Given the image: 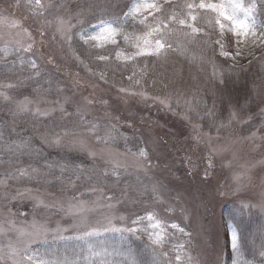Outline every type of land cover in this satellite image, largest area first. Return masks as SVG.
Wrapping results in <instances>:
<instances>
[{
  "label": "rangeland",
  "instance_id": "374dc122",
  "mask_svg": "<svg viewBox=\"0 0 264 264\" xmlns=\"http://www.w3.org/2000/svg\"><path fill=\"white\" fill-rule=\"evenodd\" d=\"M261 1L243 0L245 5L255 6L252 14L257 24H264V0L263 8L259 5ZM137 2L139 0L132 2L131 6ZM157 3L162 6L165 16L177 13L183 17L191 12L197 19H189L188 23L198 31L193 33L189 27L176 25L172 37L174 51L166 48L161 56L131 58L136 43L143 46L146 34L142 26L135 25V21L142 18L137 15L135 21L128 20L123 26L129 35V43L117 37L118 47L95 48L92 45L96 42L91 41L86 45L92 53L105 51L110 56L109 60L100 61L91 53L89 66L82 60L76 61L78 53L71 44L72 29L65 27L66 32L59 33L55 28L59 21L54 18L44 33L42 8L35 0H0V54L19 50L35 57L44 76L37 77L31 93L33 97L57 102L56 105L49 102L42 106L39 101L26 104L6 96L4 101L16 109L14 112L31 115L33 123H28L27 128L22 125L14 127L9 124L13 120L0 119V176H6L2 170L4 166L21 165V171L26 173L28 164L34 163L41 165L34 173H41L42 167L46 166L56 175L58 183L54 188L41 185L56 192L49 195L53 202L48 207L45 203L48 195L35 191V188L16 189L7 184L2 186L3 181L0 182L1 193L5 196L0 211V225L5 229L0 234V248L4 249L0 264H12L9 244L15 243V237L8 231L10 222L28 231L45 229L46 233L40 235L31 247L36 253L55 254L47 256L48 259L67 258L78 264H102V257L89 254V247H92L97 253L104 252L108 264H132V260L136 264H148L154 258L148 233L155 231L163 235L148 221L149 215L157 223L166 225L165 232L170 237L163 260L191 264L188 260L191 257L201 264H264V206L259 199L264 188V143H256L253 138L240 143L226 138L211 140L193 130L179 143H166L162 139L166 131L158 122L154 125L128 123L129 118L120 115L121 109L125 117H132L135 112L145 114L143 108L149 104L143 98L148 97L151 102L150 97L162 94L163 69L180 57L189 54L195 59L193 62L203 60L209 50L212 60L202 61L201 66L209 65L219 74L222 68L254 65L264 57V44L254 43L251 33L248 37H236L233 31L227 30V22H224L223 36H220L215 13L184 7L199 4L200 0H157ZM35 28L41 30L37 35ZM148 39L152 41V37ZM218 39L220 44L216 43ZM221 50L230 55H221ZM116 51L121 52L120 59L116 58ZM28 68L33 66L25 61L19 63L16 70ZM14 76L10 72L0 79L2 82L13 81ZM211 78L215 77L193 76L191 80L200 87ZM18 85L21 88V84ZM115 87H121L124 92H115ZM196 92L194 88L183 93L197 99ZM96 100L104 106L97 108ZM119 101L120 109L115 104ZM109 104L113 107L109 108ZM18 105H24L25 110L18 111ZM160 110H150L155 111L152 113L155 119L161 120ZM50 117L51 122L45 124ZM213 126L221 127L222 122ZM73 127L82 134H64L66 129ZM140 151H147V155L140 156ZM52 152L61 153V157L49 154ZM54 174L51 175L53 178ZM237 176L239 181L235 179ZM196 177L193 183L192 178ZM112 185L119 194L103 196L102 191L107 186L111 189ZM64 191L67 196L73 195L65 204L61 202L64 198H54ZM80 191L83 192L78 194ZM8 197L11 200L19 198L16 219L5 210ZM78 200L95 201L97 206L92 214H111L117 227L125 226L120 218L130 224L133 219L143 217L139 225L133 226L146 231L134 235L109 233L91 238L90 244L76 239L78 220L67 214L65 208ZM245 205L250 207H243L242 211ZM173 224L184 231L173 228ZM234 233L239 238L238 251H233L232 247ZM177 255L179 261H175Z\"/></svg>",
  "mask_w": 264,
  "mask_h": 264
},
{
  "label": "trees",
  "instance_id": "16d2710c",
  "mask_svg": "<svg viewBox=\"0 0 264 264\" xmlns=\"http://www.w3.org/2000/svg\"><path fill=\"white\" fill-rule=\"evenodd\" d=\"M134 1L135 0H40L41 5L47 6L41 7L42 12L40 11L42 19H44V33L49 26H51L50 23L54 18L58 19V21L62 20L65 27L72 29L70 37L72 38V47L76 53H78L76 61L82 60L91 66L92 57H90L89 54L92 52L89 47L84 45L83 40H81V32L85 30L92 31V26L96 25V23L101 20H112L117 17H122L123 13L129 10V7ZM259 5L263 8V0ZM55 28L59 33H62V31L59 30V22ZM34 31H37V35L41 30L35 28ZM207 51L203 60L198 59L193 62L195 59L188 54L187 56L178 58L176 61H172V64L163 69L164 75H162V77L165 78V81L163 80L162 84V94L150 97L151 102H149L148 97L143 98L145 99V103L148 101L147 104H149L146 109L143 108V112L146 113L140 114L139 112H135L132 117L127 115L125 117V112L121 109V117L125 119L129 118L127 120L128 123L134 122L137 124L146 123V125H154L158 122L162 129L166 131L162 137L163 141L166 143L172 141H174V143H179L185 138L186 134L188 135L192 130L198 131L200 135L209 137L211 140L215 139L222 141L226 138L231 142L240 143L245 139L253 138L256 140L254 141L256 143H264V57L252 66L249 65L243 68H222L218 74L215 73L214 69L210 68L209 65H207L208 67L201 66L202 61L212 60L213 55H211L209 50ZM34 58L35 57L31 56L29 53H24L19 50H9L3 55L0 54V77L10 72H13L15 75L13 81L2 82L0 79V119L2 121L13 120L14 122L9 124L14 127L22 125L27 128L28 123H33V119H31V115H23L14 112L15 108L13 109V106L10 107V104L4 101L6 96L13 98L14 101L24 102L26 104L34 100L39 101L42 106H45L49 102H51L52 105L57 104V102L53 100L50 101L49 99L47 100L37 96L33 97V93L31 92L34 89V84L38 81V78L44 76L40 73L44 71L42 66H40L38 61H35ZM25 61L31 66L35 65V67L16 70L19 63ZM177 61H182V64H176ZM180 66L187 69L184 70ZM209 70L211 71L210 73ZM210 75L215 78L204 81L203 85L200 87L196 86L191 80L193 76L209 78ZM35 77L36 79H33ZM177 78L182 79L179 81ZM18 84H21V88H19L20 85ZM194 88L197 89V99H193L192 96H188V98L186 96L187 92L193 91ZM114 91L118 93L124 92L121 87H115ZM183 92H186V94ZM260 93L263 94L259 97L258 95ZM139 97L141 98L142 96H138V98ZM95 102L97 103V108L104 106V104L99 103L98 100ZM115 104L116 107L118 106L119 109L121 108V101H119V103L115 102ZM144 106H146V104ZM108 107L112 108L113 106L109 104ZM152 108L161 109L159 112H162V121L160 119H155V116L152 114L155 111L150 112ZM4 109H8V111H3ZM149 113L153 116H149ZM51 120L50 117L48 121L46 120L44 123L49 124ZM41 121L42 120H39L38 122L41 123ZM221 122V127L215 128V126H213ZM49 154H56V157H61V155H59L61 153L52 152ZM28 165L27 168L29 171L26 173L21 171V168H23L21 165L2 167V170L6 172L5 177L0 176V182H4H2V186L7 184V186L16 189L35 188V191L45 196L48 195L45 198V203L46 206L51 207V202H53V200L52 196L50 197L49 195H54L56 192L54 193L53 190H48V188L58 186L55 180L56 175L46 166L42 167L41 173H34L41 165L34 163ZM52 174H54V178ZM197 178L198 177L192 178L193 183H195V179ZM30 182L38 186L34 184L29 185ZM41 185H45L48 188L45 189ZM111 187L110 189L107 186V188L102 191L103 196L119 194L118 191L113 188L114 185ZM82 192L83 191H80L78 194ZM4 197L5 196L0 190L1 212L3 210L2 203ZM54 198H64L61 202L65 204L73 198V195L70 194L67 196L64 191L57 194V197ZM18 201V197L12 200L8 197V205L5 206V210L10 211V216L15 217V219L17 218L15 215H17L16 208L18 206ZM24 208L26 207L22 209L25 210Z\"/></svg>",
  "mask_w": 264,
  "mask_h": 264
},
{
  "label": "snow or ice",
  "instance_id": "6c2138e0",
  "mask_svg": "<svg viewBox=\"0 0 264 264\" xmlns=\"http://www.w3.org/2000/svg\"><path fill=\"white\" fill-rule=\"evenodd\" d=\"M36 4L41 7H47L46 5H41L40 0H36ZM161 5L157 3V0H139L136 4L129 7L126 13H123L122 17H117L112 20H101L99 24L93 25L92 28L96 31H82L80 34L81 40H83L84 45H88L89 42H96L92 45L95 48H103L105 45L119 46V41L117 37H122L124 42L129 43V35L124 29V25L128 20L135 21L137 15H141L142 18L135 21L136 26H142L146 30L145 37L143 39V46L140 43H136V51L132 53L131 58H135L140 55L147 56H161L164 54L165 49L173 50L172 37L176 31V25H183L192 29L195 33L198 29L192 27L188 23L189 19L191 21H196L197 17L192 15L191 12L187 13L185 16L181 17L177 13H172L170 16H165L161 10ZM184 7L188 9L197 8L201 10H207L210 13H215V23L219 25L220 36H223L225 31V23L228 24V31H233L236 37H248L249 33L253 37L254 43L264 44V24H257L255 16H253L254 5H245L243 0H218V2H206V0H200L199 4L192 5L186 4ZM243 14V19L241 18ZM161 17H164L162 19ZM151 18V19H149ZM165 20L168 23H165ZM172 25L170 27L169 25ZM59 30L66 32L64 22L59 21ZM257 30H259V35H257ZM148 37H152V41H149ZM237 40V44H239ZM217 44L221 41L216 40ZM31 45H29L30 49ZM222 48V45H221ZM28 50V49H26ZM87 51V49H86ZM221 55L228 57L230 54L221 50ZM237 54H239L237 52ZM96 59L100 61H107L110 56L105 51H96L92 53ZM116 58L120 59L121 52L116 51ZM234 58V57H233ZM35 67V65H33ZM18 111H24V105L17 106ZM66 135L77 136L81 135L82 132L77 128L73 127L71 129H66ZM58 142V141H56ZM20 146L18 145L17 148ZM140 156H146L147 151H140ZM210 166V165H209ZM107 173H105L106 175ZM237 181L240 177H235ZM96 191V189H93ZM111 199V197H107ZM259 199L264 206V188H262L259 193ZM96 202H88L83 200H78L74 204H69L65 208V212L77 218V230L78 235L76 239L85 240L87 243H91V238L105 236L109 233H120L124 234H136L137 232H144L146 229H141L139 227H134L133 225H139L143 217L139 219H133L129 224L123 218H120L125 226L117 227L115 224V218L111 214H101L93 215L95 211ZM110 207V205H107ZM250 207V205L242 206ZM148 221L155 225L156 228L160 229L163 235L157 234L155 231L148 233V239L150 241V247L152 248L153 260L148 262V264H174L172 261L163 260L162 258L166 256L165 246L167 241L170 239L169 235L165 232L166 225L163 223H157L151 215L147 217ZM173 228H179L178 225L173 224ZM181 232L184 231L183 228H179ZM5 231L4 226L0 225V234ZM8 231L14 233L15 243L9 244V255L12 258V264H78L77 261H69L67 258L64 259H48L47 256H54V253H36L32 250V243L38 239L40 235L46 233L45 229H35L28 231L24 228H17L15 222H10ZM238 234H233L232 247L233 251L239 250ZM106 251V250H104ZM4 254V249L0 248V256ZM90 255H98L102 257V264H108L104 252L97 253L94 248L89 247ZM131 255V253H129ZM180 256L175 257V261H179ZM191 264H201L199 260H192L188 257ZM127 264V262H125ZM132 264H136L135 260H132Z\"/></svg>",
  "mask_w": 264,
  "mask_h": 264
}]
</instances>
